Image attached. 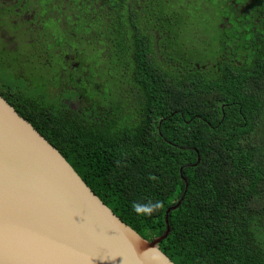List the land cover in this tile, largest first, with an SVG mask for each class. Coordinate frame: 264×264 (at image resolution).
Instances as JSON below:
<instances>
[{
  "label": "trees",
  "instance_id": "obj_1",
  "mask_svg": "<svg viewBox=\"0 0 264 264\" xmlns=\"http://www.w3.org/2000/svg\"><path fill=\"white\" fill-rule=\"evenodd\" d=\"M38 1L53 61L0 50V95L175 264H264V0Z\"/></svg>",
  "mask_w": 264,
  "mask_h": 264
},
{
  "label": "water",
  "instance_id": "obj_2",
  "mask_svg": "<svg viewBox=\"0 0 264 264\" xmlns=\"http://www.w3.org/2000/svg\"><path fill=\"white\" fill-rule=\"evenodd\" d=\"M169 230L142 237L0 95V264H151Z\"/></svg>",
  "mask_w": 264,
  "mask_h": 264
},
{
  "label": "flooded vegetation",
  "instance_id": "obj_3",
  "mask_svg": "<svg viewBox=\"0 0 264 264\" xmlns=\"http://www.w3.org/2000/svg\"><path fill=\"white\" fill-rule=\"evenodd\" d=\"M35 1H38V0H35ZM26 2H34L32 0H10V3H7V0H3V2L0 0V12H1V15H0V20H2V22L4 23V27L3 26H0L2 27L3 29L5 28V30H8V31H13L15 33V30H16V33L14 35H12L13 37L14 36H18V37H22V34L20 33V31H23V36L25 37L23 41H20L17 43L18 45L14 48H10L8 47L4 41L2 40V38H0V40H2V42L0 41V50L1 51H10V53H14V51L18 50V48L21 49V53H20V57L19 59L21 60V62H23V64L27 65V66H30L29 68H31L32 70H38V66L36 67H32L31 65L33 64V61H31L33 59V57H35L34 55H32L30 53V49L32 48V43L33 42H29V38H28V35L31 32H33V36L35 37V40H38V37H36V29L33 30V23L32 22H36L37 21V24H40V19H39V16H36L37 14L35 12H33V10L31 9V6H29L28 8H24V5ZM17 4V5H16ZM33 4V3H32ZM3 8V9H2ZM2 9V10H1ZM32 10L33 14L32 17H33V20H25V19H21V20H13L12 18L11 19H6V16L8 14H13V15H21L25 12H28ZM2 23V24H3ZM22 26L21 28L19 27L18 29L17 28H14V26ZM40 28V27H39ZM4 30V31H5ZM37 30L38 27H37ZM20 35V36H19ZM33 37V38H34ZM31 43V44H30ZM30 44V46H29ZM1 45H3V47L1 48ZM27 46L28 48H26L25 46ZM24 49V50H22ZM25 51H29V55L27 56H24L25 55ZM58 50L56 49L55 51H53L54 53L57 52ZM7 52V51H6ZM36 54L38 53V51H36ZM45 55H48L49 56V60L47 61L46 64H49V63H52L53 61V58L51 56V54H48V52L45 53ZM69 57H74L73 54L69 53L66 51L65 53V58L68 60ZM75 58V57H74ZM76 59V58H75ZM77 60V59H76ZM70 63V62H69ZM18 64V63H17ZM78 65V61L76 63H74V65H72L70 68H74ZM19 67H21V65L18 64Z\"/></svg>",
  "mask_w": 264,
  "mask_h": 264
},
{
  "label": "rangeland",
  "instance_id": "obj_4",
  "mask_svg": "<svg viewBox=\"0 0 264 264\" xmlns=\"http://www.w3.org/2000/svg\"><path fill=\"white\" fill-rule=\"evenodd\" d=\"M3 2V0H1ZM6 1V0H5ZM34 2H26L25 5H24V8H28L29 6H31V9L33 10V12H35L37 15L36 16H39L40 15V12L38 10V7H41L40 4H43L42 1H35V0H32ZM7 3H10V0H7ZM32 10L28 11V12H25L21 15H13V14H8L6 16V19H13V20H21V19H25V20H33V17L31 14H33ZM49 15L48 16H52V17H56V12H54L53 10L49 11L48 13ZM55 20H52L50 23L47 21L45 22V26L46 27H50L51 26V29L54 28L56 26V24L54 23ZM33 23V30H37V27L38 29H40V24H37V21L36 22H32ZM1 26V25H0ZM5 28L3 29L2 27H0V38H2V40L4 41V43L10 47V48H14L16 47L19 42V39H18V36H12L16 33V30H15V33L12 31H8V30H5ZM55 37H57V33L56 31L53 32ZM33 32L30 31L29 35H28V38H29V42H34L36 41L35 40V37L33 36ZM34 37V38H33ZM2 40H0L2 42ZM3 47V45H1V48ZM47 51L43 50L42 53H37L35 54V50L34 49H30V53L32 55H34L35 57H33V59L31 61H33V64L31 65L32 67H36V66H41V65H45L46 66V63L47 61L49 60V56L48 55H45ZM28 56L29 55V51H25V55L24 56ZM69 62H70V66L71 67L72 65H74V63H76L78 60H76L74 57H69ZM49 65V64H48Z\"/></svg>",
  "mask_w": 264,
  "mask_h": 264
},
{
  "label": "clouds",
  "instance_id": "obj_5",
  "mask_svg": "<svg viewBox=\"0 0 264 264\" xmlns=\"http://www.w3.org/2000/svg\"><path fill=\"white\" fill-rule=\"evenodd\" d=\"M161 207L162 203L160 201H149L144 204L134 203L133 211L140 215H151L158 211ZM146 258L151 261V264H160L161 260L165 259L164 253L159 249L153 250L152 253Z\"/></svg>",
  "mask_w": 264,
  "mask_h": 264
}]
</instances>
